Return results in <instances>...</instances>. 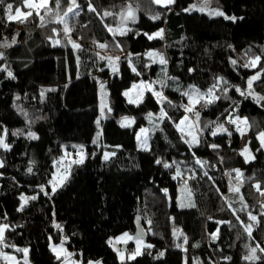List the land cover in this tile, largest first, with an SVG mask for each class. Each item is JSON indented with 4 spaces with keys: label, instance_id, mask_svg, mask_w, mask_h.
Returning <instances> with one entry per match:
<instances>
[{
    "label": "trees",
    "instance_id": "obj_1",
    "mask_svg": "<svg viewBox=\"0 0 264 264\" xmlns=\"http://www.w3.org/2000/svg\"><path fill=\"white\" fill-rule=\"evenodd\" d=\"M24 4L0 0V45H10L0 53L12 73L7 78L0 72V137L9 146L0 147L6 251L27 249L31 264H60L49 244L63 241L84 264H120L110 246L129 233L148 247L124 264H264V149L257 139L264 132V0H210L207 9L196 0H76L78 7L64 22L58 21L69 0H59V7L48 0L39 10ZM8 5L13 16L16 8L32 15L9 20ZM214 10L236 19L212 15ZM256 57L255 66H244ZM254 74L259 77L250 94ZM139 83L153 89L137 105L129 104L125 93ZM190 89H212L218 98L207 103L208 97H194L191 106L183 95ZM185 117L198 134L177 131ZM234 117L247 123L249 163L239 156V133L233 125L224 128ZM127 119L133 126L121 127ZM219 126L225 131H217ZM141 128L147 131L145 149L136 140ZM29 131L38 138L30 139ZM193 136L197 142L187 143ZM78 149L83 163H72L53 191L59 159ZM182 187L188 204L179 200ZM21 196L36 199L20 209ZM257 245L256 258L246 260ZM131 248L130 243L125 250Z\"/></svg>",
    "mask_w": 264,
    "mask_h": 264
},
{
    "label": "rangeland",
    "instance_id": "obj_2",
    "mask_svg": "<svg viewBox=\"0 0 264 264\" xmlns=\"http://www.w3.org/2000/svg\"><path fill=\"white\" fill-rule=\"evenodd\" d=\"M28 2L33 5V7L31 9L39 10L42 7H44V0H28ZM47 2H48V0H47ZM204 3H205V0H196V4H198L199 6L203 5ZM209 6H210V0H208L207 6L204 7V9H207ZM26 8H28V7H26ZM21 12H23V11H21ZM19 18L12 19V21L19 19ZM152 36L154 38L156 36V34H152ZM119 57L121 59L123 58L122 55H119ZM239 57H240L241 62L244 63V58L242 56H239ZM0 72L6 73L5 77H7V78L9 77L8 73H7L8 71L6 70L4 62H2L1 57H0ZM253 76H257V74L252 75L251 78ZM95 80L97 82H101L102 78L100 76H95ZM256 80H254V81H256ZM142 85H146V84L139 83V84L135 85L136 87H134V85H133L130 89H128L126 91L128 93V95L125 97H126L129 104L137 105L138 103H140L142 101L146 92L151 91V88L153 89L152 86H150V88H145ZM253 97L255 98V97H259V96L254 94ZM130 100L132 101L131 103L129 102ZM255 100H258V99L255 98ZM195 102H196V98L193 97L192 102H191V106ZM189 107H190V105H189ZM183 121H185L183 124H181V122H180V124L178 125L179 127L178 126L176 127L177 131L180 134L187 136V137L198 134L196 127L194 125V122L191 118H187V120L184 119ZM230 125L234 126L237 133H239V135L241 137V150L239 152V156L242 157V159H244V161L246 163H249L253 159V156H252V153L249 150V147L247 144V123L242 118L234 117L233 119L228 120L224 124V128L226 130H229ZM120 126L121 127H132L133 121L129 120V119L124 120V121L120 122ZM141 129H143V128H141ZM141 129H139L137 134H136V140L138 142L137 143L138 148L139 149H145L147 147V141H146L147 131L144 129L145 131L141 132ZM259 135H258L257 139H258V142H259L260 147H261ZM246 147L248 149V152L244 153L242 155L241 153L244 152V149ZM261 149H264V147H261ZM77 152H78V150L73 154L65 153V154H63L62 158L59 159L58 167L56 168V170L52 176V179L50 181V187L52 190H53L54 186H55V190L61 187V185L63 184L64 180L66 179V177L68 175L69 168H70L71 164L73 163V161L80 159V156L77 155ZM82 154L84 156L83 151H82ZM0 166H1V161H0ZM56 166H57V163H56ZM188 196H189L188 191H186L182 187L180 189L179 200L186 201L188 204L189 203ZM24 197H26V196H24ZM27 200L21 201V199H20V209H21L22 204H23V206L26 205ZM0 227H4L6 229L5 225H2ZM4 232H3V238H4ZM128 237H132V239H128ZM130 243L132 244L133 248L128 249V251L127 250H123V251L121 250V251H118L116 253V259L120 264H124L126 262H132L141 254L142 250L145 247H148V245L143 240L140 239L139 242H137L135 235H130L129 233H127V237L125 236V233H124V234L118 236L117 238H115L114 241L112 242V245H120L121 247H126ZM138 247L140 249V254L136 255L134 258H130L132 256V254L135 253V251ZM5 248L6 247L3 244V242H0V264H31L29 259H28V251H27V254L25 255V253L23 251H19L18 253H13V252L6 251ZM49 249L52 252V254L55 256L56 259H61L60 264H84L81 260L80 255H79V257H76L75 253L73 251H71L66 246V242L60 241L59 243H56V244L50 242ZM54 249H55V251H54ZM21 250H23V249H21ZM121 256H123V259H121ZM98 261H100V260H98ZM95 262L96 261H93V264H95ZM86 264H88V263H86ZM101 264H103V263L101 262Z\"/></svg>",
    "mask_w": 264,
    "mask_h": 264
},
{
    "label": "snow or ice",
    "instance_id": "obj_3",
    "mask_svg": "<svg viewBox=\"0 0 264 264\" xmlns=\"http://www.w3.org/2000/svg\"><path fill=\"white\" fill-rule=\"evenodd\" d=\"M154 3H157V4H171V3H174V0H153ZM207 3H208V0H205V3L203 5H201V8L203 9L204 7L207 6ZM56 4H57V7H59V0H56ZM47 5V0H44V6L46 7ZM24 6L28 7V8H32L33 5L31 3L28 2V0H25V4ZM78 7V5H76L75 3V0H71V4L68 8V10L66 12L63 13V16H60L59 17V21L58 22H64L65 21V18L69 15V13H73L74 12V8ZM89 10L90 11H93L95 12L96 9L91 5L89 4ZM47 11H51L50 9H47ZM127 13H128V16L131 17V19L133 20V22L135 21V15H134V11L132 10V8L129 6V8L126 10ZM6 12L8 13V19L9 20H12V19H15V18H19V17H24V18H27V16H30L32 15L31 11L27 12V13H23L21 12V9L20 8H16L15 9V16L12 15V5H8L7 9H6ZM74 14H78V13H74ZM212 15H217V16H223L224 19H231V20H235L236 17H229L227 15H225L222 11H219V10H214L212 13ZM37 15H39V13H37ZM105 16L107 15H112V13H109V12H106L104 13ZM124 16V13L122 12L121 13V17L123 18ZM21 23H23V19H21L20 21ZM41 22L43 23V17H41ZM106 27H108V31L109 32H113L114 35H115V30L109 26L106 25ZM64 32L67 34L69 32V28L67 26V23L65 22L64 23ZM121 35H125L126 32H120ZM156 35H160V33H157ZM153 36L152 35H149V39H152ZM12 43H15V40L13 39ZM10 45H8L7 43L5 44H2L0 45V47H9ZM73 48L74 49H77L79 48V45L73 43L72 44ZM101 48H104L106 47V45H100ZM116 47L117 48H120L121 45L119 43L116 44ZM149 55H156L155 53H150ZM97 56H99V53H97ZM0 57H3V53H0ZM100 59H105L104 57H99ZM121 58L120 57H116L115 58V61H119ZM109 60V66L113 68V71L115 72L116 71V67L112 61V58H108ZM259 60V57H256L254 61H249L248 63H246L244 66L245 67H250V66H255V62ZM160 62L163 64L165 63L166 61L161 57L160 59ZM233 64H235L236 62L235 61H232ZM133 71H135V69H133ZM191 71V70H190ZM8 76L9 77H12V73L9 71L8 72ZM259 77V74H257V76H253L252 78H250L248 80V89H249V93L251 94V89H252V84H253V81L258 79ZM224 83H227V81H224ZM143 87L145 88H150V85H142ZM134 87H136L134 85ZM216 85L214 84L213 85V88H215ZM237 91H240V89H237ZM242 95H244L245 93L241 92ZM128 93L126 92L125 93V96H127ZM153 95L157 96L158 97V102H162V100L164 99L162 97V94L159 93V92H154ZM183 95H187L189 97V101L191 103L193 97H196L198 100L199 99H203L204 97H208V100H207V103H211L213 102L215 99H217L218 97H215L213 94H212V89H209L207 93H199L197 90L195 89H190L189 92H186V93H183ZM256 99H261L260 97H255ZM130 103L132 102L131 100L129 101ZM205 106H207V104H205ZM185 111L186 112H191L192 109L191 108H188V107H185ZM165 113L163 111V109H161V112H160V116L161 117H164ZM197 119L199 118V113H195ZM149 116H151V114H149ZM185 120H187V117H185ZM185 121H181V124H183ZM179 127V126H178ZM207 127V125H206ZM239 130V129H238ZM145 130L144 129H141V132H144ZM217 131H220V132H223L225 131V129L223 128V126H219L217 128ZM23 133L22 132H17V133H13V135H22ZM213 135H216V132H213L212 133ZM28 137L30 139H37L38 137L31 131L28 132ZM259 139H260V142H261V147H264V132H261L260 135H259ZM187 143H196L197 142V139L195 136L192 137V140L191 141H186ZM95 143V141H94ZM146 143V142H145ZM0 147H3L5 149H7L9 146L4 142V139L2 137H0ZM74 148H77L78 146L76 145H73ZM213 148L217 147L216 145H212ZM248 152V149L247 147L244 149V152L241 153L242 155L244 153H247ZM77 155L80 156V159H77V160H74L73 163H77V164H80V163H83L84 161V156L82 154V150L81 149H78V152H77ZM105 160H107L109 158V154L105 153ZM156 163H161V161L157 160ZM197 163H201L200 161H197ZM164 167L165 168H168L169 165L167 163L164 164ZM237 174V177H239L241 175V173L239 172V170H237L236 172ZM177 175H180L179 172H177ZM257 187V191H260V187L259 185L256 186ZM231 190V189H230ZM53 191H55V186L53 187ZM235 191H238V189H235ZM261 195H264V192H261ZM21 201H26L27 199H36L35 196L33 197H30V198H26L24 196H21L20 197ZM23 207V204L21 205V208ZM261 208L264 209V204H261ZM19 210V209H18ZM262 215H264V212L261 213ZM249 219L252 220V221H256V217L251 215V213H249ZM217 223H223V222H217ZM58 228L60 227L59 225H56ZM6 227V226H5ZM251 228H252V225H247L245 226V231L248 232L249 234V237L251 238ZM5 231V228L4 227H0V242H3V232ZM174 235H175V232H174ZM125 236L127 237V233H125ZM128 239H132V237H128ZM136 240L137 242H139L140 240V237L137 236L136 237ZM185 241H186V238H185ZM198 246V245H197ZM150 247V246H149ZM247 247V245H246ZM257 248H259V245H257L256 248H252L250 249V252H251V255H248L245 257L246 260H253L255 259V253L257 251ZM18 251H23L25 253V255L27 254V249H23V250H20L18 249ZM55 251V249H54ZM264 251V250H262ZM140 254V249L139 247L136 249L135 253L132 254V256L130 258H134L136 255H139ZM161 255H163V253H161ZM121 259H123V256H121ZM88 264H93L92 261H89ZM95 264H101L100 261H96Z\"/></svg>",
    "mask_w": 264,
    "mask_h": 264
},
{
    "label": "water",
    "instance_id": "obj_4",
    "mask_svg": "<svg viewBox=\"0 0 264 264\" xmlns=\"http://www.w3.org/2000/svg\"><path fill=\"white\" fill-rule=\"evenodd\" d=\"M69 3L71 4V0H69ZM75 3H76V0H75ZM136 237V236H135ZM126 249V247H119V246H117V245H111L110 246V250L111 251H113L115 254L118 252V251H123V250H125Z\"/></svg>",
    "mask_w": 264,
    "mask_h": 264
}]
</instances>
